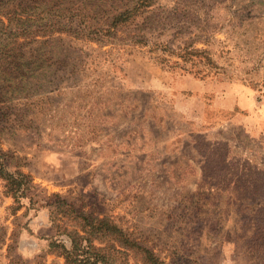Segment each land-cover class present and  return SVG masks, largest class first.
<instances>
[{"label": "rangeland", "instance_id": "rangeland-1", "mask_svg": "<svg viewBox=\"0 0 264 264\" xmlns=\"http://www.w3.org/2000/svg\"><path fill=\"white\" fill-rule=\"evenodd\" d=\"M29 1L43 16L62 0ZM205 1L214 11L193 5ZM157 2L137 29L173 44L180 33L196 37L208 51L199 63L171 68L145 48L66 33L15 46L25 76L13 92L0 86V147L10 171L32 177L33 204L22 199L14 216L0 180V264H65L46 237L58 234L69 248L58 226L79 228L81 213L109 218L167 264H264V142L230 113L189 103L196 96L183 89L186 78L235 82L264 103V0ZM75 66L82 72L70 74ZM54 194L79 213H52ZM120 256L117 264H144L133 252Z\"/></svg>", "mask_w": 264, "mask_h": 264}, {"label": "trees", "instance_id": "trees-1", "mask_svg": "<svg viewBox=\"0 0 264 264\" xmlns=\"http://www.w3.org/2000/svg\"><path fill=\"white\" fill-rule=\"evenodd\" d=\"M34 3L35 1L29 0H0V86L9 84L4 87L8 92L15 89L14 79H23L25 76L22 73L26 68L25 55L16 53L14 49L20 39L34 41L40 36L66 33L76 41L97 44L100 47H130L131 50L145 48L150 59L158 62L160 60L161 64L171 68L179 67L181 62L199 63V57L208 54L206 49L198 48L201 42L196 37L183 40L180 33L179 44H173L171 40L152 39V34L148 31L137 29L139 20H148L157 11V0H62L55 2V6L43 16L39 13L41 7ZM193 5L198 10L208 12L217 7V4L206 1ZM74 24L76 28L71 29L70 26ZM105 54L111 53L107 51ZM61 61L60 71L67 72L68 64ZM75 68L76 70L69 73L82 72L78 66ZM4 88L0 87V91L3 92ZM2 117H7V114L0 112V120ZM7 154L0 147V155L5 156L4 159L0 156V180L4 183V195L13 199V204L8 209L15 216L23 207L22 199H29L33 204L29 193L34 184L28 173L12 172L8 169ZM53 197L57 199L58 205L52 213H79L59 194H54ZM81 216L77 229H68L65 221H62V227L58 226L64 228L63 233L69 237V248L57 240L58 234L46 237L52 248L61 250L58 253L64 257L65 264H117L120 255L129 252L140 255L144 264H167L152 250L131 240L109 218L90 221L82 213ZM108 237L112 242H105ZM96 239L101 241L99 245L95 244Z\"/></svg>", "mask_w": 264, "mask_h": 264}, {"label": "crops", "instance_id": "crops-1", "mask_svg": "<svg viewBox=\"0 0 264 264\" xmlns=\"http://www.w3.org/2000/svg\"><path fill=\"white\" fill-rule=\"evenodd\" d=\"M183 89L196 96L195 99L188 100L189 103H197L203 111L209 108L214 113H230L232 121L245 126L252 138L264 142V103L257 101L253 89L235 82L192 78L183 80ZM206 96H211L212 100Z\"/></svg>", "mask_w": 264, "mask_h": 264}]
</instances>
